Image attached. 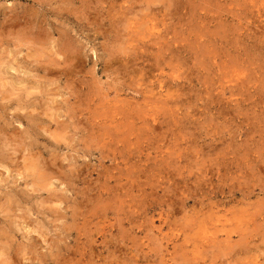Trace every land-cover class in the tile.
Here are the masks:
<instances>
[{
  "label": "rangeland",
  "instance_id": "1",
  "mask_svg": "<svg viewBox=\"0 0 264 264\" xmlns=\"http://www.w3.org/2000/svg\"><path fill=\"white\" fill-rule=\"evenodd\" d=\"M0 264H264V0H0Z\"/></svg>",
  "mask_w": 264,
  "mask_h": 264
},
{
  "label": "bare ground",
  "instance_id": "2",
  "mask_svg": "<svg viewBox=\"0 0 264 264\" xmlns=\"http://www.w3.org/2000/svg\"><path fill=\"white\" fill-rule=\"evenodd\" d=\"M135 115V114H134ZM88 135V134H87ZM119 137V136H118ZM112 147V146H111ZM25 159V158H24ZM122 226V225H121Z\"/></svg>",
  "mask_w": 264,
  "mask_h": 264
}]
</instances>
